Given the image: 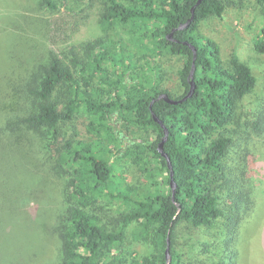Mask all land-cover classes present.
<instances>
[{"label":"trees","instance_id":"1","mask_svg":"<svg viewBox=\"0 0 264 264\" xmlns=\"http://www.w3.org/2000/svg\"><path fill=\"white\" fill-rule=\"evenodd\" d=\"M88 1L101 4L104 37L60 54L50 48L37 52L38 58L22 53L26 61L10 50L2 67L7 72L0 74V264L25 256V247H14L9 213L11 206L31 212L30 197L17 195L16 172L22 169L24 178L58 186L48 233L58 242L56 264H167L168 239L171 264H241L250 223L262 206L264 96H254L258 78L252 66L236 52L224 60L200 27L245 0H203L189 27L174 33L179 42L167 36L188 22L199 0ZM255 1L264 16V0ZM16 2L9 0L11 10L26 9L23 0ZM63 6L41 0L51 12ZM15 18L22 21L8 17V26L25 31L30 17L23 12ZM117 29L131 33L132 45L109 37ZM184 42L198 50L196 92L171 105L158 100L160 95L179 101L190 90L194 53ZM254 51L264 55V27ZM158 57L182 61L179 94L166 90ZM83 113L95 137L77 142L78 133L66 128ZM153 113L170 133L165 152L175 172V200L167 160L158 151L164 131ZM132 129L155 139L126 142ZM43 153L44 162L37 163ZM116 162L134 167L142 174L140 183L130 184ZM164 174V181L157 179ZM24 178L20 182L29 185L32 180ZM133 243L149 252L138 255Z\"/></svg>","mask_w":264,"mask_h":264},{"label":"rangeland","instance_id":"2","mask_svg":"<svg viewBox=\"0 0 264 264\" xmlns=\"http://www.w3.org/2000/svg\"><path fill=\"white\" fill-rule=\"evenodd\" d=\"M16 1L19 4L21 0ZM53 1L62 3L64 6L57 12H51L41 7V0H25V2L23 0L21 5H26V9L11 10L9 0H0V74L4 69L2 67L5 66L6 57L10 50L17 51L18 57L25 60L22 55L25 52L28 57L36 55L34 58H38L37 52L41 55L40 51L47 48L60 54L63 51H68L72 46H81L84 43L92 42L97 38L105 36L100 25V3H91L88 0ZM23 12L30 17L29 26H25V31L21 32L18 27L12 29L11 26H8V17L12 18L13 21L18 19L21 22L22 18L15 17ZM262 12V9L257 6L255 0H245V3L228 9L223 16L212 17L206 20L200 27V31L205 37L214 40L220 46L224 60H227V56L236 52L242 60L252 66L258 78V87L254 94L256 98L264 96V55H257L254 51V42L264 27ZM111 34H109V37H113L115 42L122 40L126 46L132 45V42H130L131 33L129 31L125 32L122 29H117L116 31H112ZM12 44H14L13 48H11ZM156 61L162 64L167 73L166 90L179 94L181 83L178 80V71L182 67L180 58L158 57ZM90 120L89 115L85 113L79 114L73 122L68 124L66 129L70 132V135L74 132L78 133L76 136L77 142H88L95 137L88 130ZM115 127L122 129L117 124ZM126 135V142L127 140L144 139L145 137H148L150 141H154L155 139L152 133L145 132L144 134L136 129H132ZM255 140L258 143L261 141L259 139ZM44 157L46 156L43 153V155L35 157V160L37 163H41L44 162ZM115 165L118 173L125 171V177L130 184L136 185L140 183L142 174L137 172L134 167L129 166V163L116 162ZM261 167L260 171L264 177V163ZM36 173L37 171H35ZM23 174V169L16 172V183L19 190L17 195L30 197L31 212H25L19 206H11L10 208L9 213L14 215V217L13 215L11 217H13L12 223L15 226L14 233L17 239L14 247L20 250L25 247L23 259L19 257L12 264H56V245L58 242L55 237H49L48 233H50V226L53 223L50 221L54 218L52 206L55 201L58 202L60 200L58 186L55 182L48 181L50 179L46 180L48 182L44 181L42 183L41 180L35 179V177L24 178ZM165 177L166 174L157 179L164 181ZM22 178L32 181L27 185L20 182ZM260 185L261 188L263 187L262 206L253 215L252 223H250L249 241L247 247L243 248L241 264H264V181ZM53 198L56 200L51 202ZM22 211L23 214L21 213ZM9 240L6 239L7 243ZM28 240L34 241L37 247L31 246L30 243L26 244ZM39 243L42 244L39 245ZM133 244V248L138 255L149 252L142 244ZM5 248L12 249L13 247L5 246ZM3 258L6 262V255ZM9 264L11 263L9 262Z\"/></svg>","mask_w":264,"mask_h":264},{"label":"water","instance_id":"3","mask_svg":"<svg viewBox=\"0 0 264 264\" xmlns=\"http://www.w3.org/2000/svg\"><path fill=\"white\" fill-rule=\"evenodd\" d=\"M202 1L203 0H199L198 3L192 8V16L188 20V22L186 24H184V25H181L178 29H174L167 36L168 40L174 41V42H179L178 40L173 39L174 33L177 30H184V29L189 27V25L194 20L195 10H196L197 6L201 4ZM183 44L189 46L191 48V50L193 51V53H194L193 66H192V70H191V73H190V76H189V79H188L189 83H190V90H189L187 96L184 97L182 100H179V101H177L175 99H171L168 94L160 95L158 100H164L165 102H167V103H169L171 105H178L180 103H183V102L189 100L190 98L193 97V95L196 92V82H195L196 65H195V61L197 59L198 50L192 43L184 42ZM154 102L155 101H152L151 109H152V106H153ZM153 118L156 121V123H158L161 126V128L163 129V131H164V137H163V139L161 140V142L158 145V151L162 155V157L167 160L168 168L170 170V179H171L170 184H171V189H172V193H173V199L175 200L176 191H177V184L175 182V172H174V169H173V166H172L171 159H170L169 155L165 152V144H166V142L169 139L170 133H169L168 128L164 124V122L162 120H160V118H158L154 113H153ZM177 205H179V204L177 203ZM166 259H167V264H171L172 256H171V252H170V240L169 239H168V246H167V249H166Z\"/></svg>","mask_w":264,"mask_h":264}]
</instances>
